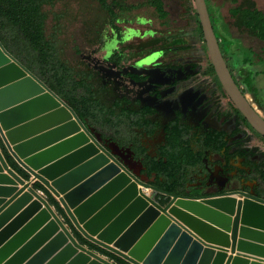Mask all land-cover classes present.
Masks as SVG:
<instances>
[{
  "label": "water",
  "instance_id": "water-1",
  "mask_svg": "<svg viewBox=\"0 0 264 264\" xmlns=\"http://www.w3.org/2000/svg\"><path fill=\"white\" fill-rule=\"evenodd\" d=\"M228 97L264 137V118L234 81L205 0H193ZM0 264H116L81 244L34 188L41 183L88 241L130 264H264V201L247 193L177 195L153 189L0 40ZM20 185V187H18ZM228 248L230 254H228Z\"/></svg>",
  "mask_w": 264,
  "mask_h": 264
},
{
  "label": "flooded vegetation",
  "instance_id": "flooded-vegetation-1",
  "mask_svg": "<svg viewBox=\"0 0 264 264\" xmlns=\"http://www.w3.org/2000/svg\"><path fill=\"white\" fill-rule=\"evenodd\" d=\"M92 1L101 17L85 22L84 48L74 41L72 58L60 53L55 34L46 35L59 61L78 62L100 106L120 120L112 127L87 118L103 143L162 202L168 198L160 190L188 196L247 193L264 201V137L211 71L206 45L191 36L187 17V27L173 31L168 17H158L149 0H115L109 7ZM147 8L155 13L154 21L145 14ZM212 26L220 45L213 21ZM113 44L119 50L105 59V46ZM220 49L234 81L264 118L257 76L245 85V70L230 64L223 45ZM160 50L162 57L156 55ZM138 63L144 66L137 68Z\"/></svg>",
  "mask_w": 264,
  "mask_h": 264
},
{
  "label": "trees",
  "instance_id": "trees-1",
  "mask_svg": "<svg viewBox=\"0 0 264 264\" xmlns=\"http://www.w3.org/2000/svg\"><path fill=\"white\" fill-rule=\"evenodd\" d=\"M58 1L63 0H0V40L14 56L65 100L86 125H88L87 118H89L95 122H103L112 127H117L120 120L115 117L116 114L101 107L100 100L90 92L86 83L85 69L80 68L76 72L71 69L68 63L59 61L51 40L45 33L48 15L44 7L46 5L53 6ZM120 1L123 4L124 0ZM182 1L190 17V23L194 26L195 34L205 47V40L194 2L193 0ZM205 1L212 20L210 4L208 0ZM230 1L232 6L229 8V14L233 25L238 30L264 42V12L258 9L255 1ZM98 2L101 7L116 5L115 0L110 4H107L106 0H98ZM147 4L155 8L158 17L162 19L168 17L163 0H149ZM222 26L224 27L223 24ZM259 54L261 60L264 61V46ZM241 61L245 64L249 61V58H244ZM210 69L214 73L212 64H210ZM0 146L8 164L22 177L28 179L29 175L9 155L1 140ZM33 186L44 194L49 204L54 207L81 244L108 257L116 264H130L110 251L85 239L72 226L58 200L41 183L35 181Z\"/></svg>",
  "mask_w": 264,
  "mask_h": 264
},
{
  "label": "rangeland",
  "instance_id": "rangeland-1",
  "mask_svg": "<svg viewBox=\"0 0 264 264\" xmlns=\"http://www.w3.org/2000/svg\"><path fill=\"white\" fill-rule=\"evenodd\" d=\"M129 1L136 2L140 0ZM254 1L255 4L264 11V0ZM163 2L168 12V22L171 24L173 31L178 28H183L186 25L185 18L187 17L189 24L188 30L191 36L195 38L194 26L190 23L187 10H184L183 1L163 0ZM208 3L212 11V21L215 25V30L223 44L225 57L231 62L230 64H234V67H241L245 70V77H242L245 85L247 80L249 81L252 77L257 76L256 82L260 90H262V94H264V61L258 60L264 42L257 40V38L248 35L246 32L238 30L233 25L229 14V8L232 6L230 0H208ZM44 10L48 15L45 25L46 34L48 36L55 34V38L59 44L58 49L66 58H72L74 41L82 44L81 48H84L82 40L86 31L85 22H88L90 17H98L99 19L101 17L96 2L92 0L58 1L53 6L46 5ZM147 10L150 13L146 12L145 14L154 21L155 13L153 12L151 15V8H147ZM244 58H249L252 64H247L244 67L241 61ZM69 64L74 67L82 68L78 62L71 61ZM262 100H264V97ZM147 192L151 194L150 190Z\"/></svg>",
  "mask_w": 264,
  "mask_h": 264
},
{
  "label": "clouds",
  "instance_id": "clouds-1",
  "mask_svg": "<svg viewBox=\"0 0 264 264\" xmlns=\"http://www.w3.org/2000/svg\"><path fill=\"white\" fill-rule=\"evenodd\" d=\"M148 22L150 23V21H148ZM153 35H155V33H153ZM124 42H128L127 39H125ZM105 47H106V49H108L107 52H106V55H105V57H104L105 59H108V58L111 56L112 51H118V50H119V49L116 47L115 44L110 45V46H109V45H106ZM156 55H157L158 57H162V56L164 55L163 50H160L159 52H157ZM143 66H144V65L141 64V63H138V64L136 65L137 68H139V67H143Z\"/></svg>",
  "mask_w": 264,
  "mask_h": 264
},
{
  "label": "crops",
  "instance_id": "crops-1",
  "mask_svg": "<svg viewBox=\"0 0 264 264\" xmlns=\"http://www.w3.org/2000/svg\"><path fill=\"white\" fill-rule=\"evenodd\" d=\"M257 6V5H256ZM258 7V6H257ZM258 9H260L259 7H258ZM261 11H263L262 9H260ZM264 12V11H263ZM0 149H1V151H2V153H3V155H4V152H3V150H2V147L0 146ZM4 157H5V155H4ZM6 158V157H5ZM29 178H30V175H29ZM28 178V179H29ZM18 187H20V185L18 186ZM228 254H230V251H229V248H228ZM104 256V255H103ZM104 257H106V256H104ZM107 259H109L108 257H106ZM110 260V259H109ZM112 261V260H111ZM114 262V261H113ZM115 263V262H114Z\"/></svg>",
  "mask_w": 264,
  "mask_h": 264
}]
</instances>
